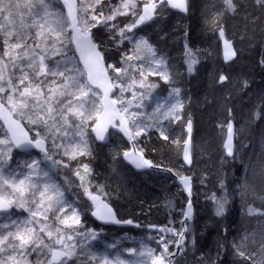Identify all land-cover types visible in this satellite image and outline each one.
<instances>
[{"label":"trees","instance_id":"obj_1","mask_svg":"<svg viewBox=\"0 0 264 264\" xmlns=\"http://www.w3.org/2000/svg\"><path fill=\"white\" fill-rule=\"evenodd\" d=\"M91 1L94 7H99L96 0ZM135 2L136 11L140 13L143 4L149 1ZM102 3L119 5L121 0H102ZM234 3L240 6L236 13L225 11L222 0H189L187 16L166 7L164 13L145 30L126 32L128 39L124 40L129 51L135 46L129 41L133 34L144 37L155 58L165 61L170 77L165 82L160 75H149V69L155 68V63L144 57L130 61L134 66H142L140 72L144 76L141 79L145 85H156L155 88L144 87L148 99L141 110L144 114L142 119L150 127L147 134L139 136L138 146L155 166L178 176H191L193 180L195 216L189 225V242L185 243L184 252L174 264H253L254 260L264 256V8L255 0H234ZM81 6L84 8L86 3L82 1ZM51 7L65 15L58 1L51 0ZM137 17L129 10L127 15H117L110 23L124 27ZM220 26L228 39L234 42L239 54L231 65H226L222 58L218 37ZM92 32L97 38L109 40L112 48L105 41L103 45V55L108 63V52H117L116 47L121 43L108 39L101 25ZM64 35L71 36L69 32ZM73 53L70 52L69 56ZM189 54L197 61L191 72L187 63ZM76 61L75 56L73 63ZM16 62L26 66V60L17 58ZM10 63L7 61L6 64ZM78 67L82 70L80 64ZM11 68L8 66L11 76L17 81L18 69L11 71ZM222 74L228 77L224 83L219 82ZM79 79L87 83L85 74ZM176 88L183 105L179 112L181 119L171 122L164 116L160 119L170 107V99L176 97L173 91ZM53 89L54 94L62 91ZM31 102L35 103V100ZM29 115H24V119L15 117L35 136ZM189 118L194 125L193 167L190 170L183 161ZM229 121L236 127V156L233 160L226 157L224 147ZM94 123L95 119L88 120L90 127ZM158 125L169 134L168 140L160 138ZM87 138L93 155H77L69 165L75 170L81 162L88 163L92 170L88 177L89 191L104 196L119 220H131L134 226H108L96 222L92 218L93 207L80 187L81 181L76 184L73 174L61 165L60 169L65 174L60 177V183L73 187L69 194L74 193L77 198L76 205L81 211L84 229L100 234L104 242H117L122 250L131 253L134 252L135 240L157 236L178 239L171 232L159 231L160 228L181 230L189 199L176 180L166 172L134 170L123 156L129 145L117 134H112L108 145L97 144L91 130ZM174 140L179 143H174ZM39 156L37 153L21 154L13 148L8 168H16L22 161ZM213 194L217 199L223 197L226 200L221 216L216 215ZM250 208L255 209L253 214H249ZM15 215L16 210L12 213ZM241 244L246 253L253 254L251 258L245 259L237 254L234 245ZM97 247L99 243L93 249ZM175 248L174 244L169 245L171 252ZM47 258L50 259L49 255Z\"/></svg>","mask_w":264,"mask_h":264},{"label":"snow or ice","instance_id":"obj_2","mask_svg":"<svg viewBox=\"0 0 264 264\" xmlns=\"http://www.w3.org/2000/svg\"><path fill=\"white\" fill-rule=\"evenodd\" d=\"M222 2L225 6L224 10L228 12L236 13L240 7L234 3V0H222ZM63 3L67 9L66 16L51 7V0H39L37 4L32 5L33 10L29 13L32 16V23L26 24L21 19V25L35 29L34 35L26 31L16 32L11 28H5L0 25V28H4L2 43L5 48L3 55H11L12 68L19 69L21 73L17 77L18 83L14 82L12 76L5 80L4 69L8 65L0 61V65H2L0 67V81L4 82L0 83V94H5L0 95V111H4L5 103L13 111L17 108L21 110L27 109L28 113L21 111V114L30 113L29 123L37 125L36 129H34L35 136L30 137L28 132L20 128L17 121L9 120L7 116L5 117L6 123L9 124L8 131L11 135L10 137L0 138V146H3L0 149V159L4 162L0 163V213L5 214L4 222L0 223V229H7L6 233L0 235V264H9V262L11 264H30L28 257L33 253L37 257L35 264H68V260L73 257L79 259L76 251L77 247L82 250L79 255H89L83 242L79 244L77 242L67 243L66 241H74L73 235L67 234L65 236L62 233V229L53 224V220L58 221L59 224L71 228L76 235L82 234L78 230L81 218L77 206L64 199V192L52 180L49 170L41 167L43 161L26 159L18 164L16 168H10L7 174L4 173V165L12 159L11 152L13 148L20 149L25 153L32 148L39 149L44 154V159L51 161L52 165L63 163L64 167H68V164L62 160L53 159V152L47 147V142L51 140L52 149L61 148V143L58 142L55 132L63 131V136L68 137L67 129L74 128V136H78L79 141H71L69 145L64 146L61 154L69 157V159H76L77 155L92 156L93 150L89 144L85 129L88 127L86 121L93 119V113L86 108V102L80 99L81 96L89 97V93H91L92 97L98 95L89 85H95L96 88H100L103 92V96L98 102L103 108V115L97 112L95 123L91 126V132L95 133L96 140L106 141L110 135L108 129L111 127L122 133L130 141H134L136 137L147 134L150 127V125L144 124L142 121L137 123L136 120H132V127H129V118L124 114L129 113L130 107L141 108L143 106L142 102L138 101L133 106L132 100H128L125 104L123 93L130 88V85L125 80V76L128 74V67L113 64H108L107 67L104 66V40L103 38H97L92 29L101 25L107 32L108 39L120 44L128 39L126 32H131L139 24L151 20L154 15H162L168 6L183 12L188 11L187 0H149L148 3L143 5L140 13L136 11L137 4L135 0H126V2L121 0L119 5L104 4L102 0H96V5L99 7H93L89 19L88 15H78L84 12V9L77 6L76 0H63ZM255 3L264 8V0H255ZM14 7H18V5H13L10 2L5 3L4 0H0V14L7 13L4 19L8 20L9 24L12 23L9 18L13 16L12 10ZM129 10L132 11L133 15H138V19L134 20L132 24L120 27L119 24L110 23L116 19L117 15H127ZM41 12H43V15H41ZM68 28H71L72 34L70 37H65L64 34ZM219 35L221 38L225 36L222 26L219 28ZM117 37H119L118 40ZM72 44L75 45V52L79 53V61L75 63H73L75 54L73 53L72 56H69V53L73 52V49L69 47ZM224 44L226 48L225 59L230 60L235 57L236 52L232 50L228 40H224ZM142 48L155 55L147 40L141 37L134 48L124 53L122 65H128V62L134 58L140 59L139 53ZM10 50L20 51L14 52ZM57 57L60 59H57ZM17 58L21 61L26 60V66L17 63ZM48 61H51V63H48ZM81 61L87 69L88 84L83 83L79 79V76L84 75L83 70L78 67ZM196 62L195 58L189 54L187 61L189 72L194 70ZM154 63L156 68H150L148 74L160 75L165 82H168L170 77L163 58L155 60ZM128 66L131 67V65ZM25 67L31 69V72L26 71ZM109 70L115 76L110 77ZM140 75L144 76V73L141 72ZM227 79L228 77L222 74L219 77V82L224 83ZM135 83L136 80L133 79L132 84ZM52 85H55L57 89H62L59 92V96L65 97L64 100L57 99L54 104L50 103L53 101L52 94L54 93ZM139 86L141 88L146 86L150 88L156 87L155 84L145 85L144 81H140ZM244 86H247V82H245ZM114 87L120 88V93L115 98L109 99V93ZM44 88H47V95L43 91ZM32 89L37 94L35 97L32 96L30 91ZM173 91L176 95V100L171 103L168 110L163 114L164 118L170 122L181 119L179 112L183 109V105L178 99L179 89L176 88ZM45 95L46 99L41 102L38 97ZM140 95L141 97L144 96L143 93ZM132 96L133 99H136L137 93L133 92ZM31 100H35V103H32ZM93 102L95 103V101ZM118 103L124 106L117 109L115 105ZM158 108L159 105H157ZM36 109H40V111H36ZM41 112L47 113L51 123ZM142 115H144L142 112L133 111L130 113L131 117H140ZM258 115L259 113H257ZM74 120H79L80 122L77 124L74 123ZM158 127L160 138L168 140L169 134L164 130V127L159 125ZM186 128L188 139L184 141L183 159L185 163L191 165L192 159L189 146L191 144L192 121L190 118L187 121ZM44 129H47L48 132L44 133ZM17 131H19V135ZM173 142L179 143L178 140ZM73 145L78 151H69V147ZM224 147L227 155L232 156L233 124L230 121L227 124V139ZM123 156L138 169L154 166L150 160L144 158L142 150L134 148L131 152L124 151ZM91 171L88 163L81 162L75 174L81 181L80 187L84 194L96 205L92 215L102 220L121 223V221L115 219L108 204L99 201L98 196L93 195L89 191L90 180L88 177L91 176ZM179 179L189 195H191V178L181 176ZM6 189H11L12 191L8 192ZM212 199L216 201V215H223L226 200L223 197L217 199L215 194H213ZM13 208L29 213L31 219H14L11 214ZM254 212L255 209H249V214ZM49 213H53L52 219L49 218ZM191 215L192 205L189 200L187 209L183 213L184 221L190 220ZM125 222L133 223L131 220ZM36 225L39 226L38 229ZM159 231L162 233L171 232L178 239L168 240L161 236L158 243L162 246L163 251L159 254H156L155 250L149 247L139 253L141 257H147L148 260L126 262L125 260L117 259L114 264H149V261L150 264H173L170 257L175 256L176 253L169 252V245L174 244L176 248L183 250L185 233L188 231L187 226L182 221L181 230L179 231L172 228H160ZM40 233H43L52 242L46 243ZM54 236L55 238L53 239ZM91 239H97L94 233L91 235ZM56 245H60V249H57ZM234 247L237 250V254L245 259L251 258L253 255L250 252L246 253L242 244L234 245ZM48 254L51 255V260H48ZM101 264H110L109 258L105 256ZM253 264H264V256L258 261L254 260Z\"/></svg>","mask_w":264,"mask_h":264},{"label":"rangeland","instance_id":"obj_3","mask_svg":"<svg viewBox=\"0 0 264 264\" xmlns=\"http://www.w3.org/2000/svg\"><path fill=\"white\" fill-rule=\"evenodd\" d=\"M55 1H58V0H55ZM82 1L86 3V6L83 8L84 9V12L79 13V15H88V17L90 19V15L92 14V10H93L94 4L92 3L91 0H78L79 7H82L81 6ZM144 1H149V0H144ZM4 2L5 3H9L10 2L13 5H18V7H14L13 10H12L13 11V16L9 18V19L12 20V23L11 24H9V21L8 20L4 19V16H6L7 13L0 14V25H3L5 28H11L12 30H14L16 32L26 31V32L30 33L31 35H34L35 29L23 27L21 25V19H23L26 24H31L32 23V16L29 13H30V11L33 10L32 9V5L37 4L39 2V0H4ZM65 16H66V14H65ZM3 31H4V28H0V43H1L0 46H1L2 50H4V48H5V46L1 42L3 40ZM67 32H69L71 34V28H68L65 33H67ZM141 37H142L141 35H137V34L135 35V34H133V36L129 39V41H131L134 44H136V43L139 42V39ZM104 41H105V43H108L109 40H107V39L105 40L104 39ZM29 42L31 43V41H29ZM72 48H73V46H72ZM110 48H112V46ZM10 51L19 52V50H10ZM73 51H74V49H73ZM116 51L117 52H110V53L108 52V59H110V60L107 63V65L108 64H113V65H117V66H125V67H128V74L125 76V80H126V83L128 85H130V88H129V90H127V91H125L123 93V96L125 98V104L127 103L128 100H132V105L133 106L138 101L139 102H142V105H144V103L148 99V95L146 94L145 88H141L139 86L140 81H142L141 75H140V73H141L140 72V67H137L139 65H137V66L135 65L134 66L130 62H128V65H131V67H129L128 65H122V61L124 59V53L128 51V49L125 48L124 42L121 43V45L119 47H116ZM139 55H140L141 58L144 57V59H148L149 62H150V60L152 62H154L155 60H157L155 58V56L153 55L152 52H149V51H147L146 49H143V48H142L141 52L139 53ZM75 56H76V54H75ZM76 58H77V56H76ZM141 58L140 59H135V61H139V60H141ZM11 59H12V56L11 55L5 57L3 55V51L0 52V61H3L4 64H6L7 61L10 63V60ZM77 60H78V58H77ZM10 64H8L9 68L12 67ZM0 67H2V65H0ZM69 67H71V65H69ZM154 67L156 68V64L154 65ZM25 70L31 72V69H25ZM82 70H83V68H82ZM11 71H13V68H11ZM83 72H84V70H83ZM109 72H110L111 77L112 76H115V74L112 73L111 70H109ZM18 74L19 75L21 74L20 71H19V69H18V72H17V77H18ZM84 74H85V72H84ZM4 75H5V80H7V78L9 76H11V73H10V70L8 69V67L6 69H4ZM121 75H125V74H121ZM12 78H13V76H12ZM85 78H86V82H87L86 74H85ZM133 79L136 80V83L135 84H132V80ZM13 80H14V78H13ZM17 81L14 80V82H17ZM0 83H4V82L3 81H0ZM86 84H88V82ZM52 87L53 88H56L55 85H52ZM43 91H44V93L46 95L48 94L46 89H43ZM95 91L98 93V95L95 96V97H92L91 96V93H89V97H91V99H89V97L82 96L83 97L82 98V101H85L86 102V108L90 109L92 111V113H93V119H95V116H96V113L97 112H100L101 113V111H102V107L98 103L99 100L102 98V95L100 94L99 91H97V90H95ZM31 92H32V96L33 97H35L37 95L36 92H35V90H32ZM133 92H136L137 93L136 99H133V96H132ZM119 93H120V88H116V95H115V97ZM141 93L144 94L143 97H141V95H140ZM0 95H5V94H0ZM46 95L45 96H39L38 99L41 102H43L46 99ZM52 95H53V101H51L50 103H53L57 99H60L61 98L59 96V94H54L53 93ZM170 100H171L170 104L171 103H174L175 100H176V97L173 96ZM93 101H95V103ZM5 104L11 110V108L7 105V103H5ZM118 105H119L120 108H122L124 106V105H121L119 103H118ZM142 107L139 108V109H136L135 107H130L129 108V113H125L124 114L126 117L129 118L130 128L132 127V123H131L132 120H136L137 123H140L141 121L143 122L142 116H140V117H131L130 116V113L133 112V111L141 112ZM11 111H12V113L14 115H16V116H18V117H20L22 119H24V117H26V116L22 115L21 114V111H23L24 113H28V110L27 109L21 110L20 108H17L15 111H13V110H11ZM36 111H40V109H36ZM41 114L44 115L46 119H49L50 120V118L48 117V115H47L46 112H41ZM163 114H164V112L161 114L160 119H163V116H164ZM26 115H28V114H26ZM79 122H80L79 120H74V123H77L78 124ZM50 123H51V120H50ZM30 125H31V128H32L33 132L35 133L34 129H36L37 125L36 124H30ZM86 125H88V127H86L85 131H86L87 136H88V132H89V130H91V127L88 124V121H86ZM43 131H44V133H47L48 132L47 129H44ZM67 131L69 133V136L68 137L63 136V131L55 132V135L57 137L58 142L61 143V148H59V149H52L51 148V140L48 141V144H49V148L53 152V159H60L64 163H67L68 164V167H64V166L63 167H64L65 170H68V171H70L73 174V178H74V180H75V182L77 184L78 181H80V179L75 174L76 169L74 170V167L73 166L71 167V165H69L70 163H72V159H69V157H67V156H63L61 153L63 151V147L64 146L69 145V143L71 141H79V137L78 136H74V132H75V129L74 128H68ZM133 131H135V129H133ZM118 136H120V135H118ZM5 137H9V136H8L7 132L5 131V129L3 128V126L0 124V138H5ZM135 140H136V143L138 145L139 137H136ZM2 148H3V146H0V149H2ZM70 148L71 149H76L74 145L71 146V147H69V149ZM138 148H139V146H138ZM76 151H78V150H76ZM35 160L43 161V163L41 164V167L42 168H47L49 170V175L52 178V180L64 192V199L67 200L68 202L72 203L74 206H77L76 205L77 198L74 197V193H71V196L69 194L70 188L72 186H64V185H62L60 183V177H62V174L63 173L65 174V172L62 171V169H60V167H61V165H63V163L60 164V165H52L51 164V161H46L44 159V155H40ZM0 163H4L2 159H0ZM9 163H10V160L6 162L5 167L3 169V171H4L5 174L8 173V170H9L8 166L10 165ZM78 165H80V164H78ZM81 171H82V169H81ZM6 191L11 192L12 190L11 189H6ZM92 194H95V193H92ZM77 208H78V206H77ZM15 210H16V215L13 216L14 219L15 218H19L20 220L31 219L29 213L24 212L23 210H17V209H15ZM78 211L80 213V218H81V211L79 210V208H78ZM184 211H186V210H184ZM4 216L5 215H0V223L4 222V219H3ZM49 218L50 219L53 218V213H49ZM191 223L192 222L188 223V225H187L188 231L186 233L185 243H188L189 242L188 241V233H189V225ZM53 224H54V226L60 227L62 229V233L63 234H65V235H67V234H73L75 236L73 242H77L78 244L80 242H83L84 245H85V250L89 254V255H79L82 250H81L80 247H77L76 251H77V254H78L79 259H77V257H73L71 260H68V264H101V261L103 260V258L105 256H107L109 258L110 264H114V262L117 259H122V260H125L126 262H128V261L148 260L147 257H141L139 255V253H140L141 250L151 247V248H153L155 250V253L156 254H159L160 252L163 251L162 246L158 243V241H159V238L158 237L159 236H157V237H150L147 240H141V241L135 240L134 247L132 249L134 252L131 253L130 251H124V250H122L119 247V245H118L117 242H115V243L114 242H104L103 239L100 237V234H97L96 232H93V231H87L86 229H84V225H82V223L78 226L79 232L82 233L81 235H76L71 228H68V227H66V226H64L62 224H59L58 221L53 220ZM36 227L38 229L39 226L36 225ZM6 231H7V229H0V235L6 233ZM93 233L97 237L96 240H92L91 239V235ZM40 235L43 236V238L45 239V242L46 243H51L52 242L51 240H49L48 237L44 236L43 233H40ZM86 236H87V239H86ZM54 238H55V236L53 237V239ZM66 242L67 243H72V241H66ZM97 243H99V247H97L96 249H93L96 246ZM55 247L57 249H60L61 246L60 245H56ZM45 252H47V250H45ZM169 252H171V251L169 250ZM172 252H175V250L172 251ZM183 252H184V247H183V250L181 251L180 255ZM48 255H49V258H50L49 260H51V255L50 254H48ZM36 258L37 257H36V254L35 253H33L31 256H29L28 259L30 261V264H35ZM174 261H175V259L173 260V264H174ZM9 264H11V262H9ZM149 264H150V261H149Z\"/></svg>","mask_w":264,"mask_h":264},{"label":"water","instance_id":"obj_4","mask_svg":"<svg viewBox=\"0 0 264 264\" xmlns=\"http://www.w3.org/2000/svg\"><path fill=\"white\" fill-rule=\"evenodd\" d=\"M58 1H59L60 5L62 6V8L64 9L65 14L67 15V9L64 7L63 0H58ZM76 3H77V6L79 7L78 0H76ZM187 5H188V11H187V12L180 11L179 9H173V8H171L170 6H168V8H169L170 10H172V11L178 13V14H181V15L187 16V15L189 14V0H187ZM142 8H143V7H142ZM141 12H142V9H141ZM78 15H79V14H78ZM157 17H158V15H154L153 18H152L151 20H147V21H145L144 23L139 24V26L136 27V28H133V30H132L131 32H132V33H136V32H138V31L141 30L143 27H145V26H147V25L153 23V22L157 19ZM137 19H138V18H137ZM137 19H136V20H137ZM224 33H225L224 38H221L220 35H219V33H218V37H219V41H220V45H221L222 58H223V61H224V63H225L226 65H231L232 63H234V62L238 59L239 54H238V51H237V48H236L234 42L228 39V36H227L225 30H224ZM71 34H72V33H71ZM224 40H228V41L230 42V44H231L232 50H234V51L236 52L235 57H233V58L230 59V60H226V59H225L226 48H225ZM72 46H73V49H74V52H75V45L72 44ZM75 54H76V56H77V58H78V60H79V53H78V52H75ZM104 60H105V65H104V66L107 67V62H106L105 57H104ZM79 63H80V65H81V67L83 68V70H84V72H85V74H86V77H87V69L85 68L83 62L81 61V62H79ZM109 76L111 77L110 72H109ZM87 82H88V80H87ZM89 86L92 87L93 89L99 91L100 94L103 96V92H102V90H101L100 88H96L95 85H89ZM115 95H116V88L114 87V88L112 89V91L109 93V99H113V98L115 97ZM115 107H116L117 109L120 108L118 104L115 105ZM101 115H103V108H102V111H101ZM6 116L8 117L9 120L17 121V122L19 123V125H20V128L23 129V131L28 132L29 136L32 137L30 131L27 129V127L24 125V123H22L19 119H17V118L15 117V115L12 113V111H11V110L6 106V104H5V109H4V111H0V124L3 126V128L5 129V131L7 132V134H8L9 137H10L11 134H10L9 131H8L9 124L6 123V121H5V117H6ZM231 123L233 124V155H232V156H228V155H227V151H226V149H225V153H226V157H227L228 159L233 160V159L235 158V156H236V127H235V124H234L233 122H231ZM13 127H14V126H13ZM129 127H130V124H129ZM108 132H109L110 135H109V137H108V139H107L106 141H99V140H96V138H95V133H92V135H93L95 141L97 142V144H99V145H108V144L111 142V136H112V134H117V135H120V136H121V137H122V138L128 143V145H129V147H130L128 151L131 152V151L134 150V148H135L136 150H140V149L138 148V145H137V143H136V140H134V141H130V140H129L126 136H124L122 133L116 131L115 129H113V128H111V127H109ZM17 134H18V135L20 134L19 131H17ZM193 134H194V125H193V122H192L191 144H190V146H189V152H190V156H191V159H192V163H191V165H189V164H187V163L184 162V164H185V166H186V168H187L188 170L192 169V167H193ZM187 139H188V132H187ZM226 139H227V137H226ZM47 147H49L48 142H47ZM15 150H16L17 152L21 153V154H34V153L36 154V153H37V154H40V155H44L39 149H36V148H32V149H30V151L27 152V153L21 151L20 149H16V148H15ZM143 156H144V158L148 159V158L145 156L144 153H143ZM124 160H125V162H126L129 166H131L134 170H136V171H138V172H142V171H153V170H156V171H160V172H166V173H168L170 176H172V177L176 180V182L178 183V185L182 188V190L185 192L187 198L191 201V205H192V215H191V219H190V220H187V221H184V220H183V223L187 226L188 223H190V222L193 221L194 216H195V213H194V200H193V180H192V177H191V176L186 175V177H190V178H191V180H190L191 195H189L188 191L184 188L183 184L180 182V179H179V178H180L181 176L175 175V174L172 173L171 171H165L164 169L155 166L153 163H152V164H153L154 166L151 167V168H147V167H145V168H139V169H138V168H136L132 163H130L128 160H126L125 158H124ZM148 160H149V159H148ZM183 161H184V159H183ZM93 195H97L99 201H101V202H103V203H107L108 206L112 209V212H113V214H114V216H115V219H116V220H119V218H118V216H117V214H116L114 208L108 203V201H106V199H105L102 195H98V194H93ZM86 198H87V201L92 205V207H93V211H95L96 205L93 203V201H92L91 199H89V197H88L87 195H86ZM186 209H187V207H186ZM93 211H92V212H93ZM13 212H14V208L12 209V212H11V213H13ZM0 214H3V213H0ZM92 218H93L96 222H98V223H100V224L108 225V226H122V227H132V226H134L133 223L129 224V223L122 222V221H121V223H115V222H111V221L102 220V219L97 218V217L94 216V215H92ZM119 221H120V220H119ZM187 229H188V228H187ZM186 233H187V232H186ZM186 233H185V240H186ZM185 240H184V243H185ZM175 253H176L175 256L170 257V259H172V261H173L174 259H176V258L180 255L181 250L178 249V248H175Z\"/></svg>","mask_w":264,"mask_h":264},{"label":"flooded vegetation","instance_id":"obj_5","mask_svg":"<svg viewBox=\"0 0 264 264\" xmlns=\"http://www.w3.org/2000/svg\"><path fill=\"white\" fill-rule=\"evenodd\" d=\"M167 8H168V7H167ZM137 18H138V17H137ZM155 21H156V20H155ZM155 21H154V22H155ZM151 24H152V23H151ZM151 24H149V25H151ZM149 25L143 27L141 30L138 31V33L141 32V31H143V30H145ZM14 211H15V208H14ZM11 214H12V213H11ZM2 215H5V214H2Z\"/></svg>","mask_w":264,"mask_h":264},{"label":"bare ground","instance_id":"obj_6","mask_svg":"<svg viewBox=\"0 0 264 264\" xmlns=\"http://www.w3.org/2000/svg\"><path fill=\"white\" fill-rule=\"evenodd\" d=\"M146 3H148V2H146ZM146 3H144V4H146ZM144 4H143V5H144ZM142 7H143V6H142ZM158 16H159V15H158ZM157 18H158V17H157ZM101 107H102V106H101ZM129 148H130V147H129ZM139 149H140V148H139ZM128 150H129V149H128ZM128 150H127V151H128ZM153 171H156V170H153ZM159 172H160V171H159ZM81 189H82V188H81ZM184 245H185V243H184Z\"/></svg>","mask_w":264,"mask_h":264}]
</instances>
